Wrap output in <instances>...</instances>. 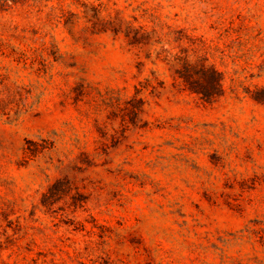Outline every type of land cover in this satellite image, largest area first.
I'll list each match as a JSON object with an SVG mask.
<instances>
[{
    "label": "rangeland",
    "instance_id": "1",
    "mask_svg": "<svg viewBox=\"0 0 264 264\" xmlns=\"http://www.w3.org/2000/svg\"><path fill=\"white\" fill-rule=\"evenodd\" d=\"M261 87L264 0H0V264H264Z\"/></svg>",
    "mask_w": 264,
    "mask_h": 264
},
{
    "label": "trees",
    "instance_id": "2",
    "mask_svg": "<svg viewBox=\"0 0 264 264\" xmlns=\"http://www.w3.org/2000/svg\"><path fill=\"white\" fill-rule=\"evenodd\" d=\"M175 74L190 91L206 101L215 99L222 92L220 72L204 61L195 65L184 62L175 70ZM253 99L264 104V87L253 92Z\"/></svg>",
    "mask_w": 264,
    "mask_h": 264
}]
</instances>
